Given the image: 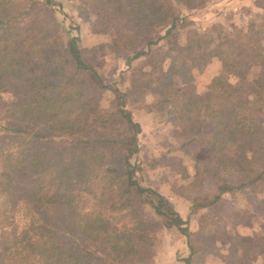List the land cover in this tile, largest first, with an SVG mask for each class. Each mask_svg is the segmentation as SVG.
<instances>
[{
  "label": "trees",
  "instance_id": "16d2710c",
  "mask_svg": "<svg viewBox=\"0 0 264 264\" xmlns=\"http://www.w3.org/2000/svg\"><path fill=\"white\" fill-rule=\"evenodd\" d=\"M44 3L17 8L16 0H0V119L8 136L0 141V264H154L153 240L170 228L186 238L185 264L203 257L189 222L135 178L141 128L125 95L84 60L78 37L63 41L49 10L53 0ZM179 3L101 0L99 11L114 45L132 49L128 64L150 56L161 41L169 46L155 54L148 79L133 87L138 98L149 93L157 103H172L174 117L186 123L188 140L180 147L192 157V182L201 183L205 173L216 180L218 196L239 192L248 208L264 211V0L256 1L261 24L214 44L195 30L177 41L186 21ZM212 60L237 82L213 81L197 91L192 71ZM253 68L256 75L245 78ZM96 90L113 94L108 109ZM175 168L190 177L180 159ZM211 225L201 221L202 241L213 249L217 241L233 243L231 264L264 260V235L226 238L225 225Z\"/></svg>",
  "mask_w": 264,
  "mask_h": 264
},
{
  "label": "rangeland",
  "instance_id": "374dc122",
  "mask_svg": "<svg viewBox=\"0 0 264 264\" xmlns=\"http://www.w3.org/2000/svg\"><path fill=\"white\" fill-rule=\"evenodd\" d=\"M26 1L28 0H16V7L18 8L20 3ZM31 1L38 7L45 4V0ZM256 1L211 0L199 6H192L189 0H180V13L186 21L185 25L178 29L177 41L183 44L188 31L195 30L201 35L207 34L208 39L214 44L225 35L232 37L238 28L250 24L258 26L262 22L260 16L263 14V10L256 6ZM100 5H102L101 0H53V5L49 10L52 11L57 29L63 35V41L70 36L78 37L84 60L96 67L106 84H113L125 95L126 108L131 113L132 119H140L147 126H151L149 134H143V129H141L138 136L139 153L132 158V162L140 168L135 176L136 180L140 185L150 188H159V185H165L167 193L170 194L169 197L171 195L174 197L184 196L186 200L183 202L182 208L185 211L189 210L191 205L206 204L212 201L216 192L214 185L217 184L216 180L203 173L202 180L205 182L201 186V183L195 180L194 183L192 182L193 177L184 179L176 172V159H180L183 164L187 165L193 164V160L191 155L184 153L180 147L188 140L187 125L174 117L173 104L157 103L158 98L149 93L138 98L137 92H134L133 85L148 79L145 75L154 70L156 66L153 63L156 59L155 54L161 55L169 46L161 41L152 47L150 56L131 61L128 64L126 57L130 55L132 49H123L122 46L114 45L112 40L115 35L112 33V29L106 27V17L100 13ZM211 47L212 45L209 48ZM167 65L168 62H164V68ZM207 66L201 70L194 69L192 71V83L199 89H203L213 81L225 80L231 84L237 82V77H226L222 74L219 61H214L209 67ZM257 72L258 68H253L245 78L252 79ZM175 84H177V80H175ZM95 94L96 100H99L104 108L108 109L111 106L112 93L96 90ZM2 100L11 102L12 96L2 94ZM1 114L0 111V116H2ZM2 125L3 120L0 119V141H6L8 136L1 130ZM149 142L157 145L155 150L149 151L147 148ZM204 170L206 168H203L202 172ZM189 174H193V170L189 171ZM248 206L243 195L236 192L234 195L209 206L205 212L197 211L199 212V223L207 221L212 224L207 226V229L212 230H220L219 227L225 225L227 228L226 238L231 234H237L236 230L240 224L246 227L245 230H251V227L257 222H262L263 225L264 211L251 210ZM194 227L195 223L192 225V228ZM163 231H160L153 240L155 256L157 253L162 254V251L168 246V254L171 257L174 255L175 258L179 257L180 250L171 248L178 244L180 238L181 241L183 238L185 240V237L177 230L170 233H163ZM194 239L196 247L203 251L201 252L203 257L194 258L191 264H231L229 255L233 243L228 240L225 242L223 239L225 244L217 241L214 244L216 249H213L212 243L202 241L199 231L195 234ZM251 261V264H264V260L259 257Z\"/></svg>",
  "mask_w": 264,
  "mask_h": 264
},
{
  "label": "crops",
  "instance_id": "0c3cea01",
  "mask_svg": "<svg viewBox=\"0 0 264 264\" xmlns=\"http://www.w3.org/2000/svg\"><path fill=\"white\" fill-rule=\"evenodd\" d=\"M214 61H217V60H212L208 64L207 67H209L211 64H213ZM205 88L206 87H204L203 89H199L198 87H196L197 91H202ZM134 121L137 122L140 125L141 129H143V134L144 133L149 134L148 131L151 128V126H147V124L144 123L140 119H136ZM140 133H141V131H140ZM139 134H138V136H139ZM156 147H157V145L155 143L149 142L147 144V148L149 149V151L155 150ZM192 163H193V161H192ZM184 166H185V168L187 170L188 176H190L189 178L192 179L193 174H189V171L193 170V164H191V165L184 164ZM204 182L205 181L201 182V186L204 184ZM214 185H215L216 192H215V195L213 196V199L217 198L216 202L220 201L221 199H225L226 197H229L231 195H234L236 193V192L235 193H223V194L218 196L217 184L215 183ZM152 189L156 190L157 192H159L163 196H165L168 199V201L171 203V205H173L174 209L179 213L180 217L183 220H187L189 222L188 223V229H189V231L191 233H193V234L198 233L199 228H200L199 212L200 211H202V212L207 211L208 207L210 206V202L211 201L207 202L206 204L191 205V207L188 208L189 210L185 211V209L182 208L183 202H185V200H186L184 196L183 197H174V196L171 195V197H169L170 194L167 193V191L165 189V185H163V184L159 185V188L158 187H152ZM197 211H199V212H197ZM259 215H261V214H259ZM194 223H195V227L192 228V225ZM245 228H246L245 226L240 224L238 226V229L236 230V233L242 238H252V237H255L256 235H258V236L264 235V230H262V222L255 223L254 226L251 227V230H245ZM173 230L176 231L175 228L165 229L163 231V233H170ZM167 249H168V246H166V249H164L162 251V254L157 253V255L155 256V259H154V264H185V260L189 256V248H188V245H187L186 238H185V240L183 238L182 241H181V238H180V240H178V244H176L175 246L173 245L172 248H171L173 250H175V249H179L180 250L179 257L175 258V255L171 257L168 254V250Z\"/></svg>",
  "mask_w": 264,
  "mask_h": 264
}]
</instances>
